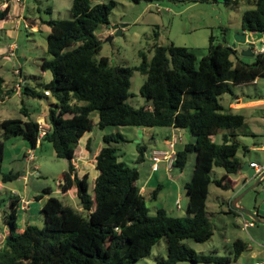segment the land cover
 <instances>
[{"label":"trees","instance_id":"trees-1","mask_svg":"<svg viewBox=\"0 0 264 264\" xmlns=\"http://www.w3.org/2000/svg\"><path fill=\"white\" fill-rule=\"evenodd\" d=\"M2 9L0 19L7 18L10 1ZM238 3L240 0H225ZM253 5L242 16V29L264 33V0H246ZM117 0L92 3L73 0L72 17L48 18L47 52L42 69H50L49 81L23 78L21 94L48 98L47 120L50 128L42 138L52 142L55 154L68 159L63 172L62 188L67 191L76 182L81 208L50 194L41 212L43 224L18 225L20 197L11 194L5 207L7 234L0 247V264H134L152 254L154 245L165 237L167 255L156 254L157 264H178L179 261L217 262L230 264L249 244L238 237L230 254L198 251L185 239L209 240L214 225L208 211L210 183L234 187L237 180L231 173L241 171L244 159L238 155L248 146L236 137L245 129L242 112L226 110L222 94L233 92V86L250 83L264 76V50L255 53L252 61L239 55L238 48L217 39L211 33L208 52L198 57L187 45L154 44L151 57L140 52L142 59L135 66L111 63L108 55H99L102 39L96 29L110 23V13ZM159 31L156 32L158 36ZM138 69L146 75L141 93L146 102L133 105L130 96L132 74ZM6 80L0 74V96ZM50 93H46V90ZM9 93V92H8ZM30 110V111H29ZM25 117L0 118V175L3 181L18 177L20 171H3L5 141L22 135L32 147L38 145L39 121L22 98ZM97 115L93 116V112ZM174 126L185 128L195 136L177 149L174 167L183 170L190 151L196 159L192 177L184 183L188 206L186 214H172L164 206L151 210L137 183V166L120 160L116 144L128 137L120 130L104 132V144L95 155L99 174L90 187L89 175L75 172L73 158L80 137L94 126L108 125ZM222 133V140L214 138ZM87 147L91 150L90 139ZM143 159L144 145H139ZM214 166L225 173L212 176ZM158 185L153 191L157 197ZM51 193V187L44 188ZM39 197V195L37 196Z\"/></svg>","mask_w":264,"mask_h":264},{"label":"rangeland","instance_id":"rangeland-1","mask_svg":"<svg viewBox=\"0 0 264 264\" xmlns=\"http://www.w3.org/2000/svg\"><path fill=\"white\" fill-rule=\"evenodd\" d=\"M72 1H23L27 16L38 20L40 26L37 29L34 24L29 27L23 25L19 29L18 35L14 34L8 37L0 30V41L1 38L3 39L0 43V74H3L7 77V80L11 81L15 78L13 69L22 67L30 82H33L34 78L46 79L43 76L42 60L45 56H50L47 52V35L50 31V26L47 22L41 21V17H72ZM48 6H51V10L48 9ZM158 6L161 7V10L158 9ZM251 6L253 5L246 0H240L238 3L225 0H117L110 13V23L102 24L96 29V33L103 43L99 55H108L113 64L120 63L135 66L142 59L140 54L142 50L146 51L148 56L151 57L156 42L167 44L174 41L176 44L190 46L198 57H201L208 52L211 32H215L217 39H220L218 36L223 39L221 36L223 23L230 27L233 32L232 37H235L236 30L242 29L244 11ZM157 31H159L158 36L156 35ZM260 34L261 32L249 33L256 43L262 39L259 38ZM248 41H251V39L249 38ZM9 42L16 43L14 53L9 50ZM248 45V43L239 42L238 53L246 61H252L255 55L244 53V49ZM145 78L146 75L143 72L134 69L131 78V94L127 99L133 105H141L146 102V98L141 93V86ZM248 92H252L254 98H258V96L264 97V76L260 77L258 83L236 84L233 86V92L222 94L221 101L225 109L230 110V102L236 99V93L244 95ZM255 92L260 95H255ZM21 97L24 98V103L31 108L32 116L37 117L42 112L47 111L48 98L46 96L15 95L11 101L13 108L8 113H4L5 108L0 110V118L3 116L25 117L21 111ZM0 105L3 106V103ZM92 115L96 116L97 111H94ZM168 127L170 126L111 124L104 129L96 126L95 130L102 133L101 138L104 132L116 130H120L128 137V139L116 143L119 146L118 152L121 154L119 159L138 167L140 175L137 181L140 184L149 176L151 171L149 148L153 145V139H151L147 129H156V136L161 138ZM245 128L253 132L239 133L236 137L242 143L255 147L247 149L246 152L241 148L238 151V155L244 160L248 158L250 162L256 160L264 165V104L257 107L253 118L249 119ZM191 135L195 137L194 134ZM16 137H18L19 141L27 140L22 135H18L7 139L5 142L10 145ZM10 140L11 142H8ZM220 140L218 137V141ZM16 142L19 145L17 140ZM140 144L147 145L146 156L141 160H139L141 151L138 148ZM35 153L34 163L37 165L36 168L33 163L29 164L27 160L25 161L22 154L17 159H13L8 152L2 162V170L6 172L20 170L27 175V178L21 176L5 181L9 189H5L0 194V198L7 200L10 197L11 186L21 189L22 192L24 191L30 196L37 192L45 194V187H51L52 189L59 187L62 174L68 168V159L57 156L52 142L48 140H43L42 144H38L35 147ZM195 159V151H190L187 163L183 169L184 173L179 168H172L167 173L164 170L158 172L157 175L161 177L159 180L157 175H154L149 184V190L144 193L146 202L152 211L158 206H165L172 214L182 215L187 213V203L185 201L187 200V193L184 183L192 177ZM224 173L225 169L221 166H214L212 170V176L215 178L222 176ZM230 175L237 180L234 187L226 188L220 186L214 180L210 183L207 204L209 216L214 225L212 237L204 242H199L192 238H187L185 241L198 251L206 253L217 252L224 255L231 253L234 240L241 237L249 244V248L244 250L230 264H256L257 260H264V222L256 221L254 226L248 229L242 228L243 216L247 218H250V216L233 207V200L236 197L239 198L238 204L264 216V176L256 183L261 173L250 176L247 170L241 169V171ZM159 184H162V186L158 189L157 197H154L152 192ZM179 195L184 197V206L177 210L173 208L172 202ZM72 203L74 202L72 201ZM5 211L4 204H2L0 206V224L5 222ZM37 212L38 215L34 223L41 225L44 222V214L40 209ZM18 215L19 225H24L25 223L22 221L23 209L19 208ZM156 254L167 255L165 237L160 238L154 245L152 254L144 256L134 262V264H157L155 260ZM178 264L195 263L184 260L179 261ZM197 264L219 263L212 261Z\"/></svg>","mask_w":264,"mask_h":264},{"label":"crops","instance_id":"crops-1","mask_svg":"<svg viewBox=\"0 0 264 264\" xmlns=\"http://www.w3.org/2000/svg\"><path fill=\"white\" fill-rule=\"evenodd\" d=\"M23 1L24 0H11L10 1L11 8H10L9 16L7 18L0 19V30L3 32V34L6 37L12 36L14 34L18 35L19 29L24 25L23 23L25 21H27L30 25L31 24L36 25L37 29L40 26L38 23V20H36L34 18H30L29 16H27V14L25 12V3ZM101 1H103V0H92V3H97V2H101ZM7 3H8V1L0 0V7L3 9L7 5ZM48 9L51 10V6H48ZM46 19H48V18L41 17V21L46 22ZM222 25H223V27L221 26V29L223 32H221V36L223 37V40L227 44L232 45L235 42V37H232L233 32L230 29V27H228L227 25H224L223 23H222ZM244 31L248 32V30L241 29V30H236L235 33L237 34V33L244 32ZM211 33H213L215 35L214 31H212ZM249 33L250 32H248L247 39L250 38L251 40H254L250 37ZM218 38L222 39L219 36H218ZM259 38L263 39L264 35L263 34L260 35ZM1 41H3L2 38H1ZM1 41H0V43H1ZM10 43L12 44V42H9V44H8L9 48L11 45ZM13 43H15V42H13ZM238 44H239V42L236 43V46H235L236 48H238ZM256 46H257V44H253L252 50L250 52H244V53L255 55V53L257 52ZM245 49H247V47ZM16 50H18V49L16 48ZM253 51H254V53H252ZM20 68H21L23 78L26 80L27 76H26V74H24L22 67H20ZM13 73L15 74V78L11 81L7 80V77L4 76L3 74H1L4 76V78L6 80V83L4 84L5 90L1 92V94L3 96H0V104L3 103V106L0 105V110H3L5 108L4 113H8L9 110L11 108H13L11 101L13 100L15 95H19V96L21 95L22 96L21 89L19 90L15 87V84H16L17 79H18L17 74L15 73V68L13 69ZM43 76L46 78L45 81H49L52 79L53 73L50 69H45V70L43 69ZM256 78H257L256 82L252 81L250 83H258L260 77H256ZM36 79L37 78H34L33 81H35ZM241 84H248V83H240V85ZM254 94L256 95L258 93L255 92ZM235 95H236V99L234 101L230 102V110H232L234 112H242L245 115L246 125H248V121H249V119L253 118L254 112L256 111L257 107L264 104V97L258 96V98H254V96H252L253 95L252 92L251 93L250 92L245 93L244 95H240V94L236 93ZM258 95H260V94H258ZM44 115L47 117V111L39 114L37 116V119H39L41 116H44ZM6 117H9V116H6ZM2 118H5V116H3ZM95 127L96 126H94L91 130H86L84 132V134L80 137L78 146H77L76 151H75V157L73 158V163L75 165V172L74 173H77L80 176L84 175L85 173H88L89 181H90V187L94 186L95 178L99 174V169L95 165L94 158H95V155L100 151L101 147L104 144L103 138H101L102 133H100V131H96ZM147 132L150 135L151 139H153V145L151 146V148H149L150 149L149 150L150 151L149 152L150 153L149 158L151 160V163H152V159H151L152 149L167 147L168 146V139L173 132L181 134V139H179V141L177 142L176 149L181 148L184 145V143L187 141H194V138H195V137H193V135H191L192 133L190 131H188L187 129L174 127V126H170L167 129H165V132L163 133V136L161 138H160V136H156L157 131L154 128H148ZM239 132L246 134V133H251L253 131L245 128L243 130H240ZM102 137H103V135H102ZM218 137L222 140V133L214 135V138L217 140H218ZM89 139H90V144H91V150H89L87 147V143H88ZM16 140L19 142V145L17 144ZM8 142H11V140ZM42 142L43 141L41 140L40 142H38V144H40V143L42 144ZM244 144H246V143H244ZM143 145H144V152H143L144 153L143 159H144V157L146 156L145 151H147V145L146 144H143ZM246 145L248 146V149L255 147V146L250 147L248 144H246ZM30 147H32V146L30 145L28 140H26V141L20 140L19 141L18 137H16V139L14 141H12V143L10 145H8L5 142L3 161H4L5 157L7 156L8 152L10 153V155H12L13 159H17L22 154V156L25 158L24 160L26 161L27 159H26L25 154L30 149ZM8 148H10V150H8ZM35 156H36V153H35ZM255 162H257V161L255 160ZM26 166H27V164H26ZM174 168H176V167H174ZM150 170L151 171H150L149 176L144 181H142L140 184L137 181V183L139 185H141L142 193H146L149 190V188H150L149 184L151 183V180L154 177V175H157L158 172H161L163 170L167 173V171H169V168L167 167L166 161H161L160 166L157 170H153L152 164H150ZM263 170H262V172H263ZM17 171H20V170H17ZM182 173H184L183 170H182ZM21 176L24 178H27V175L24 174L23 172H21V174L18 177H21ZM157 178L159 180L161 177H159V175H157ZM63 182H64V179L61 178V180L59 182V187L57 189L51 188V193L42 194V193L37 192L33 196L26 194V192H24V191L22 192L21 189H19V188L12 187V186L10 187L11 194L17 193V195L19 197H26L29 200L26 208H21V210L23 209L22 221L25 224L20 226L19 225V218H18V225L20 228H23L27 223H31V222L35 221V218L38 215L37 211H39V209L41 211L43 204L45 203V201L47 200V198L49 197L50 194H55V195L61 197L66 203H69V204H72L78 208H81L80 199L77 196L76 191H75L76 182H74L72 187L69 188L67 191H65L62 188ZM159 185L162 186V184H159ZM5 189L8 190L9 186L0 177V194ZM38 195H39V197H37ZM177 199H180L181 208H183L184 197L182 195H179L172 202L173 208L179 210V208L177 207V204H176ZM72 201L76 204L72 203ZM185 201H186L187 206H188V198ZM19 208H20V206H19ZM18 217H19V215H18ZM2 233L7 234V225L5 224V222L3 224H0V245H1ZM257 262H263V264H264V260H262V259L257 260L256 264H257Z\"/></svg>","mask_w":264,"mask_h":264},{"label":"built area","instance_id":"built-area-1","mask_svg":"<svg viewBox=\"0 0 264 264\" xmlns=\"http://www.w3.org/2000/svg\"><path fill=\"white\" fill-rule=\"evenodd\" d=\"M158 9L161 10V7L158 6ZM25 27H29L30 24L25 21L24 23ZM254 42V40H251ZM264 41V38H263ZM256 44V42L254 43ZM16 47V43H12L10 45L9 50L14 53ZM257 51L259 50H264V44L262 46V48H258V46H256ZM15 73L17 74V82L15 84V87L17 89H21L22 86V82H23V75L21 72V68L17 67L15 68ZM257 78L254 79V81L256 82ZM46 93H50V91L47 89ZM39 133H38V137H37V141L40 142L42 140V138L45 136V134L47 133V131L50 128V124L47 120V117L41 116L39 119ZM179 139H181V134L173 132L171 134V136L168 139V146L167 147H161V148H154L151 151V159H152V169L153 170H157L160 166V162L161 161H166L167 162V167L169 168V170H171L172 168H174V163L176 161L177 158V149H176V144L179 141ZM26 159L28 161L29 164H34V167L36 168L35 165V147H30V149L27 151V153L25 154ZM251 165L255 167V172L256 174H259L262 172V170L264 169V165L252 161ZM29 200L26 197H20L19 200V206L20 208H26V206L28 205ZM177 207L181 208V202L180 199H177L176 201ZM256 223V221L253 218H247L244 216L243 221H242V228L244 229H248L251 226H254ZM6 237V233H2V239H1V245L0 247L3 245L4 240ZM257 264H263V262H257Z\"/></svg>","mask_w":264,"mask_h":264},{"label":"water","instance_id":"water-1","mask_svg":"<svg viewBox=\"0 0 264 264\" xmlns=\"http://www.w3.org/2000/svg\"><path fill=\"white\" fill-rule=\"evenodd\" d=\"M264 35L263 32H261L260 35ZM247 35H248V32L244 31V32H240V33H237L235 35V42L232 44V46H236V43L237 42H243V43H248V47L247 49L244 50V52H250L252 50V45L255 43L253 41H248L247 39ZM257 46L258 48H262L263 44H264V41L263 39H260L259 41H257ZM254 53V51L252 52ZM242 169L243 170H247L249 172V175L250 176H253L256 174L255 172V167L251 165V162L249 161V159L247 158L246 161L244 162L243 166H242ZM264 176V171L261 173L259 179L257 180L256 183H258L260 181V179ZM253 186V185H252ZM238 199L239 198H235L233 200V207H235L236 209H239L241 212L245 213V214H248L251 218H253L255 221H258V222H264V216L260 215L259 213L251 210V209H248L246 207H243L242 205L238 204Z\"/></svg>","mask_w":264,"mask_h":264}]
</instances>
